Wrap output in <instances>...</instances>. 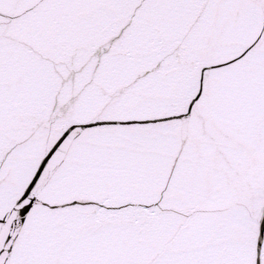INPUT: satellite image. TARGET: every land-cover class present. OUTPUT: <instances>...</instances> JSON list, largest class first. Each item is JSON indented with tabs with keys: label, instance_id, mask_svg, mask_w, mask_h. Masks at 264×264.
Masks as SVG:
<instances>
[{
	"label": "snow or ice",
	"instance_id": "snow-or-ice-1",
	"mask_svg": "<svg viewBox=\"0 0 264 264\" xmlns=\"http://www.w3.org/2000/svg\"><path fill=\"white\" fill-rule=\"evenodd\" d=\"M0 264H264V0H0Z\"/></svg>",
	"mask_w": 264,
	"mask_h": 264
}]
</instances>
